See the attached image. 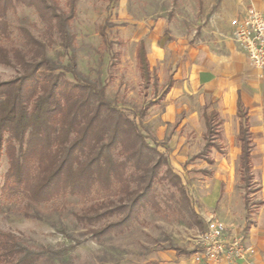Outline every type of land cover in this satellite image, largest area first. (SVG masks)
I'll return each instance as SVG.
<instances>
[{"label": "rangeland", "instance_id": "1", "mask_svg": "<svg viewBox=\"0 0 264 264\" xmlns=\"http://www.w3.org/2000/svg\"><path fill=\"white\" fill-rule=\"evenodd\" d=\"M55 1L63 10L67 9V0ZM247 1H76L70 28L75 36L73 52L78 71L98 85L106 83V97L134 118L148 143L166 155L185 187L194 213L168 179L156 178L152 183L154 200L141 206L131 224L122 230L101 234L92 231L122 216L121 211L106 212L111 202H117L115 189L95 188L88 195H59L30 206L28 211L40 218L27 216V198L22 194L7 197L2 189L8 168L3 152L0 229L13 233L30 250L46 249L33 264H197L191 254L178 255L166 247L197 250L199 234L209 217L222 221L245 241L250 251L258 248L264 252V242L261 244L259 240L257 245L250 237V229L261 226L259 235L264 237V203L251 210L250 228H244V190L239 180V145L235 138L237 122L224 123L223 150L212 149L213 163L190 159L203 145V105L208 104V110L216 107L208 92L212 81L220 80L217 88L223 92L239 89L251 111L252 173L260 187L249 197L264 202V68L255 69L250 64L228 27L234 16L229 13L230 8L246 5ZM1 21L0 45L27 50V30L45 42L48 57L62 64L68 62L67 56L61 54L56 33L49 31L33 6L15 1ZM102 25L111 41L110 47L99 32ZM140 39L145 42L150 66L158 78L157 94L162 91L160 85L170 77L175 79L165 98L150 106L143 117L136 115L137 110L153 96V89L151 83L145 89L141 85L135 53ZM228 39L236 43V49L226 45ZM19 72L17 65L0 63V80L13 78ZM67 77L72 79L69 73ZM164 167L161 166L159 174ZM131 170L130 166L126 168L127 172ZM135 185L136 181H131V187ZM91 205H98L105 214L91 222L75 216Z\"/></svg>", "mask_w": 264, "mask_h": 264}, {"label": "trees", "instance_id": "2", "mask_svg": "<svg viewBox=\"0 0 264 264\" xmlns=\"http://www.w3.org/2000/svg\"><path fill=\"white\" fill-rule=\"evenodd\" d=\"M15 1L35 8L49 31L56 33L61 54L67 56L68 62L62 64L48 57L45 42L27 30V50L0 45V63L17 65L20 69L15 77L0 80V157L5 152L8 159L2 185L6 196L24 195L28 201L25 214L40 218L39 214L28 211L31 205L63 194L88 195L95 188L115 189L117 202H111L106 212L121 211L123 214L117 221L92 230L94 234H101L129 226L141 206L154 200L153 181L166 178L194 213L185 196V187L166 155L156 145L148 143L134 118L106 97V83L98 85L78 71L73 52L75 36L70 28L77 0H67L66 10L55 0H0V25ZM104 29L102 25L99 32L110 47L111 41ZM135 53L141 85L145 89L151 83L153 89V96L137 110L136 115L143 117L150 106L165 98L174 79L170 77L160 85L162 91L157 94L158 78L150 67L143 39L138 41ZM236 113L239 119L236 139L240 148L238 171L244 190V228L248 229L251 210L263 201H252L249 197V193L257 192L260 187L253 180L249 116L239 97ZM201 115L203 145L190 159L213 163L212 149L223 150V120L215 108L208 110L207 105L203 106ZM162 165L164 172L159 174ZM129 166L132 170L127 172ZM133 180L135 187H131ZM98 208V205H91L75 216L91 222L105 214ZM166 248L185 256L195 251L179 246ZM45 251L30 250L13 233L0 229V264H33Z\"/></svg>", "mask_w": 264, "mask_h": 264}, {"label": "built area", "instance_id": "3", "mask_svg": "<svg viewBox=\"0 0 264 264\" xmlns=\"http://www.w3.org/2000/svg\"><path fill=\"white\" fill-rule=\"evenodd\" d=\"M235 41L244 50L249 62L256 68H264V13L248 7L241 15L229 20ZM199 248L192 253V261L198 264L237 263L251 264L250 248L240 236L231 234L227 226L214 217L205 220L199 234Z\"/></svg>", "mask_w": 264, "mask_h": 264}, {"label": "crops", "instance_id": "4", "mask_svg": "<svg viewBox=\"0 0 264 264\" xmlns=\"http://www.w3.org/2000/svg\"><path fill=\"white\" fill-rule=\"evenodd\" d=\"M248 7H255L256 9H258L264 13V0H248L246 5L242 4V5H236L234 7H231L229 10V13L234 14V16H238V15H241ZM228 27H230V26L228 25ZM225 43H226V45H228V47L236 49L237 45L232 40L228 39L225 41ZM144 45H145V42H144ZM145 49H146V46H145ZM146 53H147V57L149 60V64H151V60H150V57L148 55L147 50H146ZM255 69H256V67H255ZM212 83H213L212 88H210L208 90V92H209V96L216 103V107H213V108H215L219 112V115L223 120V122H222V133H223L224 123H230V122H233L235 120V122H237V134H238L239 119H238L236 112H237V99L239 97L240 100L242 101L244 107L247 109V113L249 116L248 119H249V124H250V131L252 132V140H253V146H254L253 131H252L251 123H250L251 122V111L248 108V106L245 104V102L241 96L240 90L236 89L235 91L228 90L226 92H223L221 89L217 88V86L221 84L220 80L212 81ZM171 88H170V90H171ZM204 105H208V104H204ZM236 118H237V120H236ZM237 134H236L235 138L237 137ZM222 138H223V134H222ZM221 141H222V139H221ZM236 141H237V139H236ZM238 145H239V143H238ZM239 153H240V148H239ZM250 156H251V152H250ZM213 160H214V158H213ZM238 161H239V156H238ZM251 161H252V157H251ZM252 168H253V162H252ZM221 193H222V191L220 190L219 196L221 195ZM242 203H243V201H242ZM242 210H244V213H245L244 205H242ZM249 228H250V226H249ZM262 228L263 227L261 226V227H254L253 229H250L251 240L255 241L257 243V245H259V242H258L259 240H260L261 244L264 242V240H263L264 237L259 235V232L262 231ZM229 232L231 234H233V232L231 230H229ZM261 244H260V246H261ZM249 261L251 262V264H264V252L260 251V249H258V248L254 251L249 250ZM219 264H230V263L222 262ZM233 264H245V263L239 261V262L233 263Z\"/></svg>", "mask_w": 264, "mask_h": 264}]
</instances>
